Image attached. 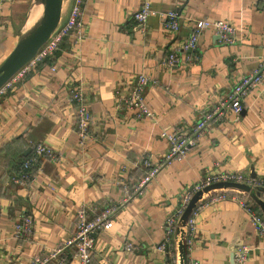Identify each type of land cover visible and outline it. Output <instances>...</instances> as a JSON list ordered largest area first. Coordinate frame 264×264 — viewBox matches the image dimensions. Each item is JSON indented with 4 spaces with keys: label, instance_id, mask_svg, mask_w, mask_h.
<instances>
[{
    "label": "crops",
    "instance_id": "crops-1",
    "mask_svg": "<svg viewBox=\"0 0 264 264\" xmlns=\"http://www.w3.org/2000/svg\"><path fill=\"white\" fill-rule=\"evenodd\" d=\"M144 2L159 12L176 10L178 31H165L158 15L138 24L133 12ZM36 4L0 0V64L25 33ZM72 4L62 0L58 25ZM82 11L80 43L70 35L0 91V264L48 258L74 235L81 206L91 219L121 204L146 172L144 161L158 164L166 153L160 132L192 131L264 57V0H84ZM202 18L231 24L234 42L224 43L207 29L187 52L189 60L170 65L168 54ZM142 73L151 80L144 96L154 116L137 120L123 100ZM73 87L83 92L91 117L83 143L69 101ZM37 144L50 147L57 160H41L31 174H19V157ZM218 173H239L264 189V85L249 92L239 115L224 111L183 160L162 169L141 197L119 208L113 228L96 237L91 264H170L156 249L168 216L197 183ZM258 192L264 202V191ZM235 197L197 207L187 260L236 264L242 250L245 264H264V236L238 200L262 213L249 194ZM23 217H31V233L18 236L14 229ZM129 243L130 252L124 249ZM64 257L66 264H79L72 247Z\"/></svg>",
    "mask_w": 264,
    "mask_h": 264
},
{
    "label": "built area",
    "instance_id": "built-area-1",
    "mask_svg": "<svg viewBox=\"0 0 264 264\" xmlns=\"http://www.w3.org/2000/svg\"><path fill=\"white\" fill-rule=\"evenodd\" d=\"M84 0H73L69 16L65 23L58 25L46 43L38 50L35 57L23 67L6 85H9L16 77L21 75L30 65H33L59 49L64 37L72 35L76 43H80L84 33L82 30V8ZM151 15H158L162 20V27L165 31L176 32L179 29V14L176 10H168L164 12L156 11L152 8L149 2H144L133 12V18L138 24H144ZM211 30L224 43L234 42L235 28L222 19H207L202 18L196 20L193 24L191 32L183 44L175 48L168 54V63L170 65L181 63L190 59L191 55L187 52L196 48L201 33L205 30ZM55 67H53L54 69ZM151 80L145 74H138L131 86L128 94L123 100L127 109L134 113L137 120L152 119L153 114L148 108L145 100V91ZM5 85V86H6ZM264 85V57L259 61L258 65L249 73L242 76L241 79L232 86V89L223 104L215 107L212 112L206 115L203 119L196 123L194 129L188 133L178 130H162L160 139L167 143V151L163 155L162 160L158 164H152L149 160H145L143 165L146 172L138 181L132 190L124 192L125 198L122 203L117 206H109L103 208L93 218L89 219L86 208L81 206L75 213V233L65 242V244L48 258L42 259L39 256H34L29 264H47L51 259H59L58 264H66V258L60 259L63 250L73 248V258L79 261V264H90L91 253L94 248L96 237L101 233L107 232L113 228L114 217L119 208L127 201L133 198L141 197L148 186L156 178L158 173L170 166L175 161L183 160L191 148L197 145L199 136L213 124H217L224 116V111L239 115L243 110L244 99L249 92L256 86ZM69 101L75 106V127L80 143L90 135V114L86 105L83 92L79 87H73L70 91ZM58 156L54 151L43 144H37L32 147L29 157L20 167V171L24 174L25 171L31 170L37 166L41 160H57ZM26 176H24L25 178ZM238 183L245 184L251 189L259 188L263 185L252 178H247L239 173H218L212 174L197 183L189 192H187L182 200V205L175 213L170 214L165 224L164 240L157 246V250L166 254L169 257L170 264H200L192 260H185L182 263V257L179 252V245L184 247L186 251L191 244V236L196 229V209L199 205L212 204L219 201H224L230 197H235L236 190H212L208 193H203L198 201L196 208L193 210L188 221L184 226L181 225V216L188 205L192 196L204 188L217 183ZM242 193V192H240ZM237 199V197H235ZM239 204L248 212L255 225L256 231L264 236V217L260 214L253 213L252 209L242 200H238ZM32 229L31 217H23L19 224H16L14 232L16 235H29ZM124 249L128 252L132 251V244H126ZM58 256V257H57ZM236 264H245L244 251L239 250L236 259Z\"/></svg>",
    "mask_w": 264,
    "mask_h": 264
},
{
    "label": "water",
    "instance_id": "water-1",
    "mask_svg": "<svg viewBox=\"0 0 264 264\" xmlns=\"http://www.w3.org/2000/svg\"><path fill=\"white\" fill-rule=\"evenodd\" d=\"M39 2L43 5V14L40 21L19 38L16 45L0 64V91L35 57L38 50L46 43L59 24L62 0H39ZM254 176L255 175H252V177ZM219 189L236 190L249 194L264 217V202L260 199V194H255L252 189L245 184L225 182L210 185L204 188L203 191L195 193L181 216V225L184 226L186 224L203 193ZM258 191H264V189L259 187ZM179 252L182 257L181 262L184 263L186 254L182 245H179Z\"/></svg>",
    "mask_w": 264,
    "mask_h": 264
},
{
    "label": "bare ground",
    "instance_id": "bare-ground-1",
    "mask_svg": "<svg viewBox=\"0 0 264 264\" xmlns=\"http://www.w3.org/2000/svg\"><path fill=\"white\" fill-rule=\"evenodd\" d=\"M29 13H30V19L27 26L24 28L25 33L31 30L40 21L41 16L43 14V5L42 4L34 5L33 7H31Z\"/></svg>",
    "mask_w": 264,
    "mask_h": 264
},
{
    "label": "trees",
    "instance_id": "trees-1",
    "mask_svg": "<svg viewBox=\"0 0 264 264\" xmlns=\"http://www.w3.org/2000/svg\"><path fill=\"white\" fill-rule=\"evenodd\" d=\"M70 35H67L66 37H64V39L63 40H65V38H67V37H69ZM45 59V58H44ZM44 59H42V60H44ZM41 60V61H42ZM41 61H39V62H37V63H35L36 64V66L38 65L39 66V64L41 63ZM34 64V65H35ZM29 157V155L28 156H20L19 158H20V160L19 161H17V164L15 165V168L17 167V169L18 168H20L21 166H22V164L24 163V161H26V159ZM19 170V171H18ZM17 171H18V173L20 172V173H22V171H20V169H18ZM33 171L32 170H29V171H25V175H28V174H31ZM19 173V174H20ZM252 190H256V191H254L255 193H257V194H260L259 192H258V187L257 188H255V189H252ZM250 196V195H249ZM256 208H257V206H255ZM257 210H258V208H257ZM91 259H92V257H91ZM90 264H91V262H90Z\"/></svg>",
    "mask_w": 264,
    "mask_h": 264
},
{
    "label": "rangeland",
    "instance_id": "rangeland-1",
    "mask_svg": "<svg viewBox=\"0 0 264 264\" xmlns=\"http://www.w3.org/2000/svg\"><path fill=\"white\" fill-rule=\"evenodd\" d=\"M26 18H27V16H25V17H24V19H26ZM23 24H25V22H24V21H23ZM23 32H24V26H23Z\"/></svg>",
    "mask_w": 264,
    "mask_h": 264
}]
</instances>
